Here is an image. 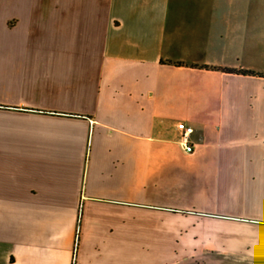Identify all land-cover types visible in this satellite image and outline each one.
I'll return each mask as SVG.
<instances>
[{"label": "crops", "instance_id": "1", "mask_svg": "<svg viewBox=\"0 0 264 264\" xmlns=\"http://www.w3.org/2000/svg\"><path fill=\"white\" fill-rule=\"evenodd\" d=\"M74 262L264 264V0H0V264Z\"/></svg>", "mask_w": 264, "mask_h": 264}, {"label": "built area", "instance_id": "2", "mask_svg": "<svg viewBox=\"0 0 264 264\" xmlns=\"http://www.w3.org/2000/svg\"><path fill=\"white\" fill-rule=\"evenodd\" d=\"M178 128L181 131L180 139H181V143L183 144L185 150L187 152H193L195 150V144H194V141L192 140V136L195 131L194 126L184 121H180L178 123ZM76 238H77L76 244L78 245L79 234L76 236ZM73 264H75V262Z\"/></svg>", "mask_w": 264, "mask_h": 264}, {"label": "trees", "instance_id": "3", "mask_svg": "<svg viewBox=\"0 0 264 264\" xmlns=\"http://www.w3.org/2000/svg\"><path fill=\"white\" fill-rule=\"evenodd\" d=\"M229 70H233V71H240L239 69H232V68H231V69H229Z\"/></svg>", "mask_w": 264, "mask_h": 264}]
</instances>
